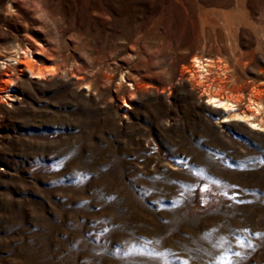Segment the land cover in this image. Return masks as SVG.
I'll return each instance as SVG.
<instances>
[{"label": "rangeland", "instance_id": "374dc122", "mask_svg": "<svg viewBox=\"0 0 264 264\" xmlns=\"http://www.w3.org/2000/svg\"><path fill=\"white\" fill-rule=\"evenodd\" d=\"M203 1L0 0V264H264V129L188 71L227 59L246 109L264 0Z\"/></svg>", "mask_w": 264, "mask_h": 264}, {"label": "bare ground", "instance_id": "6f19581e", "mask_svg": "<svg viewBox=\"0 0 264 264\" xmlns=\"http://www.w3.org/2000/svg\"><path fill=\"white\" fill-rule=\"evenodd\" d=\"M29 51V50H27ZM27 54V52H22ZM22 57H10L9 62L16 61L19 67L26 65V70L30 73L31 77L39 80L46 79L47 75H54L56 69L36 67L30 62L22 61ZM4 66V65H3ZM230 66L227 59L218 57L217 59L209 58L201 53L195 54L190 59V67L188 69L190 80L196 81L201 85L208 96V105L215 110H221L223 119L225 120H239L252 126L253 130L264 129V90L254 87L250 94L247 96L246 109H241L243 103V93L238 90V93L231 92L228 95L226 86L222 83L223 77L228 75ZM215 72L216 75L212 76ZM218 75L217 79H213ZM10 77V76H9ZM14 78L10 77L5 81L9 86L14 82ZM216 82H219L216 84ZM224 82V81H223ZM223 84V85H222ZM237 91V90H236ZM9 97V96H8ZM213 101L214 103H210ZM227 122V121H226Z\"/></svg>", "mask_w": 264, "mask_h": 264}, {"label": "crops", "instance_id": "0c3cea01", "mask_svg": "<svg viewBox=\"0 0 264 264\" xmlns=\"http://www.w3.org/2000/svg\"><path fill=\"white\" fill-rule=\"evenodd\" d=\"M207 1H208V6L209 7L211 6L213 8H218V7L224 6L222 4H228L230 2V0H205L203 2L206 3ZM210 10H216V11H218V9H210ZM221 11L222 12H225L223 15H229V14H226V11L225 10H221ZM217 20L219 22V19H217ZM226 22L228 23L227 20H226ZM230 27H231V25L228 23V26L227 27H224V29H223L224 30L223 32H225L226 35H227V36L224 35V39L223 40L224 41L225 40H227V41L229 40V43L227 42V45L229 46V44H230L232 46V48H230V50H228V51H231V52H234V53L243 52V50L241 48V45H240V42H241V34H242V31L248 29V27H244V26H241L240 27V26H238V29H234V30H232ZM215 28H216V26H215ZM227 31H231V33L233 35H231V36L228 35V32ZM247 33H248L247 36H250V32L247 31ZM216 45H217V41L214 40V49H217Z\"/></svg>", "mask_w": 264, "mask_h": 264}, {"label": "snow or ice", "instance_id": "6c2138e0", "mask_svg": "<svg viewBox=\"0 0 264 264\" xmlns=\"http://www.w3.org/2000/svg\"><path fill=\"white\" fill-rule=\"evenodd\" d=\"M210 103H214L213 101H209ZM185 264H186V262H185Z\"/></svg>", "mask_w": 264, "mask_h": 264}]
</instances>
